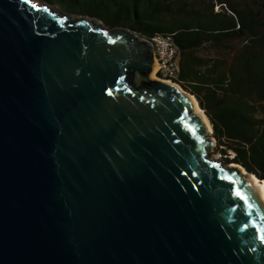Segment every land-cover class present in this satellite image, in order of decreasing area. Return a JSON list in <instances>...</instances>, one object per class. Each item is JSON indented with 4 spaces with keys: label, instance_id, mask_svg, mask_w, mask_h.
Listing matches in <instances>:
<instances>
[{
    "label": "water",
    "instance_id": "obj_1",
    "mask_svg": "<svg viewBox=\"0 0 264 264\" xmlns=\"http://www.w3.org/2000/svg\"><path fill=\"white\" fill-rule=\"evenodd\" d=\"M50 3L0 0V264H264V184L153 41Z\"/></svg>",
    "mask_w": 264,
    "mask_h": 264
},
{
    "label": "trees",
    "instance_id": "obj_2",
    "mask_svg": "<svg viewBox=\"0 0 264 264\" xmlns=\"http://www.w3.org/2000/svg\"><path fill=\"white\" fill-rule=\"evenodd\" d=\"M56 3L144 38L171 36L179 54L177 79L206 109L223 163H238L264 180V0H216L228 15L216 5L202 12L173 0Z\"/></svg>",
    "mask_w": 264,
    "mask_h": 264
},
{
    "label": "rangeland",
    "instance_id": "obj_3",
    "mask_svg": "<svg viewBox=\"0 0 264 264\" xmlns=\"http://www.w3.org/2000/svg\"><path fill=\"white\" fill-rule=\"evenodd\" d=\"M39 1L44 2V3H50L51 2L50 4L55 6L57 9H60L61 11H64V7L62 6V4L56 3L57 0H50V2L48 0H39ZM173 2H174V4L176 6L182 4L183 2H188V4H190L192 7L196 8L197 10L202 11V12H208L213 6L216 5L215 4L216 0H173ZM216 9L222 10L224 13H227L226 15L231 14L226 6L216 5ZM64 12H67V11H64ZM67 13H69V12H67ZM78 15H80V14L73 13L74 17H77ZM127 30L133 31L131 29H127ZM155 73L157 74L156 76H158V78H160V76L158 75L159 72H158L157 69H156ZM172 81L177 82L182 87L183 90L191 93L192 95H194L198 99V97L195 94H193L192 92H190L189 89H187V87H185L183 83L178 81V79L172 80ZM198 102H199V105L201 106V108L203 109V111L205 112V114L207 115V117H208V119H209V121L211 122V125H212V132H211V135L209 136V138L213 141V143H212V146L208 147L209 157H211L212 159H215V160H219V161H221L223 163L222 159H223L224 156L222 155V151H221L222 146L219 144L218 139L214 136V127H213L212 121L209 118V115H208L206 109L202 107L199 99H198ZM223 164L224 165H230V164L231 165L232 164L240 165L238 163H229V164L223 163ZM251 174H253V173H251Z\"/></svg>",
    "mask_w": 264,
    "mask_h": 264
},
{
    "label": "built area",
    "instance_id": "obj_4",
    "mask_svg": "<svg viewBox=\"0 0 264 264\" xmlns=\"http://www.w3.org/2000/svg\"><path fill=\"white\" fill-rule=\"evenodd\" d=\"M154 45V55L158 62L160 79L176 80L179 76L178 49L171 36H158L151 39Z\"/></svg>",
    "mask_w": 264,
    "mask_h": 264
},
{
    "label": "bare ground",
    "instance_id": "obj_5",
    "mask_svg": "<svg viewBox=\"0 0 264 264\" xmlns=\"http://www.w3.org/2000/svg\"><path fill=\"white\" fill-rule=\"evenodd\" d=\"M154 62H155V68H154V70H153V72H152V74H151V78H153V79H160V78H158V76H156L157 74L155 73V71H156V69H158V62H157V60H156V56H154ZM163 80H168V81H170L171 83H175L176 85H178L180 88H182L177 82H175V81H172V80H169V79H163ZM183 90V89H182ZM184 91V90H183ZM190 96H192L193 97V99L196 101V104H197V107H198V109H199V111H200V113L202 114V116H203V118H204V120H205V122L207 123V126H208V131H207V135L208 136H210L211 135V132H212V125H211V122L209 121V119H208V117H207V115L205 114V112L203 111V109L201 108V106L199 105V102H198V99L194 96V95H192V94H189ZM244 169V168H243ZM245 170V169H244ZM246 171V170H245ZM247 172V171H246ZM247 173H249V172H247ZM249 174H251V173H249ZM256 179H257V183L258 184H264V180H262V179H260L259 177H257L256 175H254V174H252Z\"/></svg>",
    "mask_w": 264,
    "mask_h": 264
},
{
    "label": "snow or ice",
    "instance_id": "obj_6",
    "mask_svg": "<svg viewBox=\"0 0 264 264\" xmlns=\"http://www.w3.org/2000/svg\"><path fill=\"white\" fill-rule=\"evenodd\" d=\"M261 239H264V237H261Z\"/></svg>",
    "mask_w": 264,
    "mask_h": 264
}]
</instances>
